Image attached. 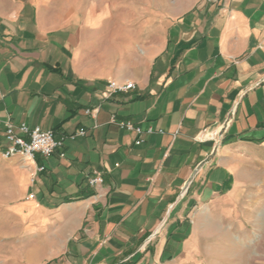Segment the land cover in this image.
<instances>
[{
    "label": "crops",
    "instance_id": "obj_1",
    "mask_svg": "<svg viewBox=\"0 0 264 264\" xmlns=\"http://www.w3.org/2000/svg\"><path fill=\"white\" fill-rule=\"evenodd\" d=\"M7 121L63 145L4 158ZM0 208V264L234 262L264 208V0H0Z\"/></svg>",
    "mask_w": 264,
    "mask_h": 264
},
{
    "label": "built area",
    "instance_id": "obj_2",
    "mask_svg": "<svg viewBox=\"0 0 264 264\" xmlns=\"http://www.w3.org/2000/svg\"><path fill=\"white\" fill-rule=\"evenodd\" d=\"M134 83L127 81L125 83L110 82L109 87L112 91H127L134 88ZM97 108L86 109L85 112L94 116ZM110 122L118 125L121 128L133 130L141 133L139 127L133 126L129 121L116 120L111 117ZM152 129H147L146 133H150ZM84 129L80 128L77 132L72 134L70 138L78 135H83ZM204 136L214 138V133L204 132ZM142 140H136V144H140ZM63 140L55 139L53 132L49 129H43L40 126L29 127L25 123L14 124L7 121L4 124V147L2 156L4 158L19 157L23 161L33 160L36 155L40 157H48L55 149L61 148ZM61 155H63L61 153ZM39 167L38 170H42ZM101 182V177L96 175L88 179L89 185H96Z\"/></svg>",
    "mask_w": 264,
    "mask_h": 264
},
{
    "label": "rangeland",
    "instance_id": "obj_3",
    "mask_svg": "<svg viewBox=\"0 0 264 264\" xmlns=\"http://www.w3.org/2000/svg\"><path fill=\"white\" fill-rule=\"evenodd\" d=\"M3 213L0 208V258L5 253L13 252L19 245L5 247L3 245L4 232L2 228ZM252 226V227H251ZM238 232V231H237ZM244 237L245 244L235 246V261L227 262L223 264H264V208L258 214L253 212L251 214V224L245 231H239ZM225 258L227 257V251L224 252ZM2 259V258H1Z\"/></svg>",
    "mask_w": 264,
    "mask_h": 264
}]
</instances>
